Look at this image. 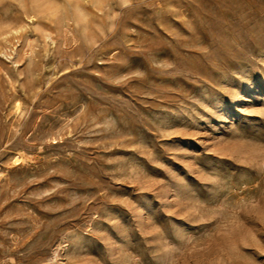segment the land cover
Listing matches in <instances>:
<instances>
[{
  "label": "rangeland",
  "instance_id": "rangeland-1",
  "mask_svg": "<svg viewBox=\"0 0 264 264\" xmlns=\"http://www.w3.org/2000/svg\"><path fill=\"white\" fill-rule=\"evenodd\" d=\"M0 264H264V0H0Z\"/></svg>",
  "mask_w": 264,
  "mask_h": 264
},
{
  "label": "bare ground",
  "instance_id": "bare-ground-1",
  "mask_svg": "<svg viewBox=\"0 0 264 264\" xmlns=\"http://www.w3.org/2000/svg\"><path fill=\"white\" fill-rule=\"evenodd\" d=\"M14 31V30H13ZM17 31V30H16ZM6 39V38H5ZM5 53V52H4ZM6 55V54H5ZM11 55V54H10ZM19 105V104H18ZM20 157V156H19ZM18 158V157H17Z\"/></svg>",
  "mask_w": 264,
  "mask_h": 264
}]
</instances>
